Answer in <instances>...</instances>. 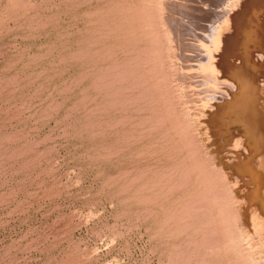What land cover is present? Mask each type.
<instances>
[{"label":"rangeland","instance_id":"rangeland-1","mask_svg":"<svg viewBox=\"0 0 264 264\" xmlns=\"http://www.w3.org/2000/svg\"><path fill=\"white\" fill-rule=\"evenodd\" d=\"M263 89L264 0H0V264H264Z\"/></svg>","mask_w":264,"mask_h":264},{"label":"bare ground","instance_id":"bare-ground-1","mask_svg":"<svg viewBox=\"0 0 264 264\" xmlns=\"http://www.w3.org/2000/svg\"><path fill=\"white\" fill-rule=\"evenodd\" d=\"M263 66V65H262ZM257 77V76H256ZM243 80V79H242ZM243 82V81H242ZM260 88V87H259ZM233 90V89H232ZM264 90V89H263ZM226 93V92H225ZM259 94V93H258ZM262 94V93H261ZM238 95V94H237ZM240 96V95H239ZM254 96V95H253ZM259 96V95H258ZM237 102V101H236ZM245 104H247V103H245ZM253 105V104H252ZM256 105V104H255ZM258 115V114H257ZM251 129V128H250ZM249 129V130H250ZM255 134V133H254ZM264 135V134H263ZM255 136V135H254ZM264 138V137H263ZM260 141V140H259ZM263 141V140H262ZM258 144V143H257ZM206 198V197H205ZM221 204V203H220ZM228 216V215H227ZM216 217V216H215ZM226 218V217H225ZM235 220V219H234ZM221 222V221H220ZM232 222V221H231ZM226 223V222H225ZM235 223V222H234ZM225 228V227H224ZM222 229V228H221ZM226 229H228V228H226ZM228 231V230H227ZM229 232V231H228ZM230 232H232V231H230ZM226 233V232H225ZM222 234V233H221ZM225 235V234H224ZM221 236V235H220ZM230 237V236H229ZM227 244V243H226ZM240 246V245H239ZM238 246V247H239ZM231 247V246H230ZM252 260V259H251Z\"/></svg>","mask_w":264,"mask_h":264}]
</instances>
